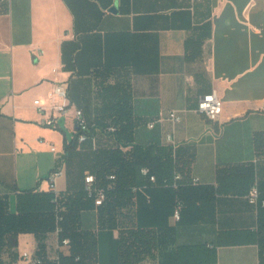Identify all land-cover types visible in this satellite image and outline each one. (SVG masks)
Here are the masks:
<instances>
[{
  "label": "crops",
  "instance_id": "1",
  "mask_svg": "<svg viewBox=\"0 0 264 264\" xmlns=\"http://www.w3.org/2000/svg\"><path fill=\"white\" fill-rule=\"evenodd\" d=\"M63 81L71 109L51 128L34 101L49 104ZM212 92L224 102L216 121L198 110ZM77 108L96 124L95 142L67 150ZM117 118L121 131L110 134ZM128 144L172 149L178 169L134 187L113 227L97 206L80 211L97 264H126L122 239L139 227L156 247L134 264H264L255 241L264 206L248 201L255 185L264 200V0H0V196L9 212L25 190L71 197L96 171L95 152ZM53 171L62 172L54 190ZM188 185L180 220L166 205L160 216L145 207L155 187ZM42 236L20 233L18 254L39 243L50 260L71 254L56 229Z\"/></svg>",
  "mask_w": 264,
  "mask_h": 264
},
{
  "label": "trees",
  "instance_id": "2",
  "mask_svg": "<svg viewBox=\"0 0 264 264\" xmlns=\"http://www.w3.org/2000/svg\"><path fill=\"white\" fill-rule=\"evenodd\" d=\"M117 119H114L113 125H110L116 127L114 132L108 131L110 126L106 127L110 134H119L121 131L120 120ZM89 125V140H92L94 138L92 131L96 128V124ZM76 141L71 146H65L66 149H75L78 144ZM94 159L96 160V171L92 174L95 175L98 186L106 191L104 203L97 207L100 208L101 213L108 214V218L101 223L110 227L114 225V214L118 209L128 207L132 203L134 187L143 184L149 187L152 184L149 177L142 173L143 168H148L150 174L157 177V182L159 180L168 182V178L171 179L178 169L172 159V149H161L155 146L143 148L134 145V149L129 153L123 152L120 148L95 152ZM181 173H186V171L182 169ZM111 174L116 176L114 181L108 179ZM191 186H180L179 189L155 187L150 192L151 201L148 204L145 203V207L155 206L153 214L160 216V205L163 204L167 206L168 216L171 213L174 215L178 208L181 215V205H185L181 192L182 190L192 191ZM164 190L168 191V195H164L162 201L167 199V203H156L155 194ZM91 206L96 205L94 199L85 192L84 185L82 190L71 197L66 194L56 196L53 191L41 193L34 190L22 191L18 200L17 214L9 212L7 200L0 196V264H19L17 246L20 233H34L39 240H42V233L54 231L57 228L61 229L60 240L66 238L70 240L71 254L68 256L60 254L58 260H47L46 264H97L96 237L82 229L80 224V211ZM156 222L160 223L161 220H156ZM148 230V228L139 227L122 239L126 264H134L139 254L149 251L152 246L156 247L154 239L156 236ZM255 241L260 246L261 255H264V214L259 218ZM42 252L43 245L39 243L37 254L46 258L45 253Z\"/></svg>",
  "mask_w": 264,
  "mask_h": 264
},
{
  "label": "built area",
  "instance_id": "3",
  "mask_svg": "<svg viewBox=\"0 0 264 264\" xmlns=\"http://www.w3.org/2000/svg\"><path fill=\"white\" fill-rule=\"evenodd\" d=\"M34 104L37 106L39 111L43 113L46 117L44 121V125L57 128L58 127V120L62 117L68 116V113L71 109V100L69 97V85L66 82H58L54 85L52 91L49 93V104H43L40 99H36ZM224 102L223 100L215 93L212 92L208 95L203 96L198 104V110L200 113L205 114L207 118L211 121H216L220 118V115L223 111ZM169 119L174 123L180 121V117L178 116L176 111H172L169 115ZM73 121L75 124V133H76V140L79 144H83L84 142L90 139L89 132H90V125L84 113L81 109H76L73 116ZM150 127H153V124H150ZM116 127L110 126L108 131L114 132ZM93 142L94 138H92ZM134 149V144H128L123 148V151L126 153L131 152ZM142 173L145 176L149 177V181L152 184L157 183V177L155 175L150 174L148 168H143ZM62 175L61 171H53L49 178L50 187L52 190L55 189L56 179ZM176 180L181 179V175L177 174L175 176ZM110 181H114L116 176L111 174L108 176ZM193 184L198 183L197 179L192 180ZM177 185V184H175ZM136 188H134L135 190ZM84 190L89 197L94 199L96 206H101L105 199H106V191L103 187L98 186L97 179L95 175L88 174L84 180ZM58 196V193H55ZM248 201L250 204L259 207L264 206V200L260 199V191L259 188L255 185L252 186L249 194H248ZM180 210L179 208L176 209L174 213V218L176 220H180ZM60 228H57V233L60 235ZM59 244L64 246L70 245V240L68 238L60 240ZM59 256L56 257L55 260H58ZM47 260L50 259L41 257L37 254V252L33 251H24L21 252L19 255V264H46Z\"/></svg>",
  "mask_w": 264,
  "mask_h": 264
},
{
  "label": "water",
  "instance_id": "4",
  "mask_svg": "<svg viewBox=\"0 0 264 264\" xmlns=\"http://www.w3.org/2000/svg\"><path fill=\"white\" fill-rule=\"evenodd\" d=\"M110 11H112V12H117V8L114 6V7H112V8L110 9Z\"/></svg>",
  "mask_w": 264,
  "mask_h": 264
}]
</instances>
